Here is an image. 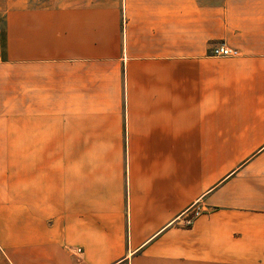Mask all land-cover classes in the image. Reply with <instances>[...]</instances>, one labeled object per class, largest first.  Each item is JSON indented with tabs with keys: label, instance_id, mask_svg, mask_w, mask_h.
Wrapping results in <instances>:
<instances>
[{
	"label": "crops",
	"instance_id": "0c3cea01",
	"mask_svg": "<svg viewBox=\"0 0 264 264\" xmlns=\"http://www.w3.org/2000/svg\"><path fill=\"white\" fill-rule=\"evenodd\" d=\"M0 27V264H264V0H0Z\"/></svg>",
	"mask_w": 264,
	"mask_h": 264
},
{
	"label": "rangeland",
	"instance_id": "374dc122",
	"mask_svg": "<svg viewBox=\"0 0 264 264\" xmlns=\"http://www.w3.org/2000/svg\"><path fill=\"white\" fill-rule=\"evenodd\" d=\"M23 154L22 152H0V193L20 190L24 165Z\"/></svg>",
	"mask_w": 264,
	"mask_h": 264
},
{
	"label": "built area",
	"instance_id": "2783aa9c",
	"mask_svg": "<svg viewBox=\"0 0 264 264\" xmlns=\"http://www.w3.org/2000/svg\"><path fill=\"white\" fill-rule=\"evenodd\" d=\"M210 55L215 57H237L239 56V51L224 46L223 44L215 45L210 49ZM199 209H193L191 214L185 219V224H191L194 217L199 215Z\"/></svg>",
	"mask_w": 264,
	"mask_h": 264
}]
</instances>
